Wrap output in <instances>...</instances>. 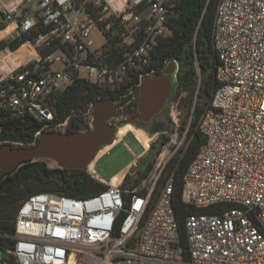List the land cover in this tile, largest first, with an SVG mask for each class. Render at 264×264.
Returning a JSON list of instances; mask_svg holds the SVG:
<instances>
[{"label":"built area","instance_id":"2783aa9c","mask_svg":"<svg viewBox=\"0 0 264 264\" xmlns=\"http://www.w3.org/2000/svg\"><path fill=\"white\" fill-rule=\"evenodd\" d=\"M178 8V0H0V46L21 42L34 54L15 64L20 48L0 50L5 120L38 124L34 139L48 129L65 133L69 118L59 122L56 103L76 80L119 102L134 99ZM212 39L218 88L197 122L204 144L183 176L182 199L216 210L188 217L187 247L172 207L174 173L156 194L192 139L181 91L171 100V129L149 137L147 152L167 140L140 183L135 163L110 181L91 164L85 172L104 190L36 193L21 203L15 233H0L13 241L16 264H264V0H218Z\"/></svg>","mask_w":264,"mask_h":264},{"label":"trees","instance_id":"16d2710c","mask_svg":"<svg viewBox=\"0 0 264 264\" xmlns=\"http://www.w3.org/2000/svg\"><path fill=\"white\" fill-rule=\"evenodd\" d=\"M178 14L171 23L172 36L162 42L153 54L151 68L148 73H162L168 63L176 62L179 65L177 80L174 84L173 95L170 101L178 98L180 92L186 93L181 99L182 107L186 115L183 125L193 114L192 126L189 137H192L189 148L183 158H175L165 170L158 186L156 194L164 187L167 180L173 174L175 179L174 192L172 194V207L178 221L180 237L183 247H187L185 231L186 220L190 215L212 213L216 209H199L186 204L182 199L183 176L190 164L196 158L201 146L204 144L203 136L196 130L197 122L209 103L216 89V70L219 64L213 45V23L218 5V0H178ZM21 42L10 44L3 43L0 50L9 47L16 51L21 47ZM137 99L139 91H136ZM101 100L115 99V96H106L95 86L84 80H76L56 103L59 122L69 118L66 134L86 132L83 113L91 103ZM130 97L121 100L127 102ZM129 118L137 116V102L127 108ZM6 115L0 110V119L6 121ZM138 125H146L138 122ZM126 127V126H125ZM172 127V126H171ZM170 127V128H171ZM164 123H159L151 133L133 132L140 142H147L153 133L162 131ZM56 132V130H47ZM35 130L20 134H11L0 137V142L11 141L12 147H29L37 145L39 139H34ZM166 136L154 143L142 163L138 165V177L135 184L140 183L152 170L155 159L166 142ZM4 144L1 145V147ZM0 147V148H1ZM148 148V146H147ZM47 160H27L20 162L13 170L1 174L0 169V233L12 235L15 233V219L21 203L32 194L57 193L75 198H84L94 195L105 189L103 184L96 182L89 174L82 170H51ZM231 206H226L229 208ZM13 248V241L9 238H0L2 259L7 264H15L7 258V253Z\"/></svg>","mask_w":264,"mask_h":264},{"label":"water","instance_id":"95a60500","mask_svg":"<svg viewBox=\"0 0 264 264\" xmlns=\"http://www.w3.org/2000/svg\"><path fill=\"white\" fill-rule=\"evenodd\" d=\"M177 69V63L170 62L162 73L150 74L144 78L139 89L137 116L125 124H133L136 121L148 124L162 113L173 95ZM117 102L115 99L95 102L92 129L88 132H42L37 145L21 148L3 145L0 148L1 174L10 172L20 162L38 159L54 161L67 170H87L102 148L112 146L118 138L119 131L108 124L110 120L122 116L116 108ZM30 123V120L16 121L10 123L3 132L6 130L16 134L18 128H25ZM35 130L38 131L39 127H35ZM2 255L0 249V264H3Z\"/></svg>","mask_w":264,"mask_h":264},{"label":"rangeland","instance_id":"374dc122","mask_svg":"<svg viewBox=\"0 0 264 264\" xmlns=\"http://www.w3.org/2000/svg\"><path fill=\"white\" fill-rule=\"evenodd\" d=\"M1 22V17H0ZM186 95H184L182 98H184ZM139 97L137 99V95L135 94L134 99H129L125 103L117 102L116 108L118 110H124V118L121 117L117 121H113L114 123L118 124L119 122H122L121 128L119 131L121 132L120 136L116 139V141L123 136L119 142L114 144L108 151L104 153L105 150H107L109 147L102 148L100 154L95 159L93 169L95 173L104 181H110L112 178H115L120 174L123 170L129 169L131 165L134 163L138 166L141 165L142 159L147 154V146L149 143V140L147 142H144L143 145L141 142H139V139L136 137V135L133 134V132H139V133H151V130L155 128L159 123H164V128L162 131L167 132L169 131L172 126L171 119L169 117L170 110L172 107V102L169 100L166 104L164 110L161 114H159L157 117H155L149 124L147 125H138V124H130L125 122H129L130 118L127 115V108L129 105L138 103ZM180 109L182 112V121L186 115V111L184 112V108L182 107V104H180ZM90 107L83 113V120H84V126L86 132L90 131L92 129V120H93V114L90 115L89 113ZM128 120H126V119ZM130 124V125H129ZM127 125V126H126ZM126 126V127H125ZM119 127V124H118ZM65 127L60 130L64 133ZM58 131V130H56ZM115 141V142H116ZM103 153V154H102ZM129 153V154H128ZM163 189V188H162ZM161 189V190H162ZM7 258L11 259L15 262V259L12 255H9L7 253Z\"/></svg>","mask_w":264,"mask_h":264},{"label":"flooded vegetation","instance_id":"af4514ba","mask_svg":"<svg viewBox=\"0 0 264 264\" xmlns=\"http://www.w3.org/2000/svg\"><path fill=\"white\" fill-rule=\"evenodd\" d=\"M118 109V108H117ZM120 112H121V114H122V116L121 117H123L124 118V115H123V113H124V110H120ZM135 118V117H134ZM134 118H130V121L131 120H133ZM120 119V118H119ZM119 119H112V120H110L109 122H108V124L109 125H111L114 129H116L117 131H119L121 128H123V127H121V126H124V125H122V122H119L118 124H119V127H118V124H116V123H114L113 121H117V120H119ZM126 119V118H125ZM126 120H128V119H126ZM138 122L136 121V122H134L133 124H137ZM10 124V122H7V121H2L1 119H0V134L3 132V130L8 126ZM149 124V123H148ZM147 125V124H146ZM127 126V125H126ZM35 127H39V125L38 124H36V123H34V122H32V123H30L29 125H27L25 128H18L17 130H18V132L16 133V134H20V133H23V132H29V131H31V130H35ZM35 132H36V130H35ZM43 132H47V130H45V131H43ZM11 134H14V133H12V132H8V131H4L3 132V134L0 136V137H2V136H6V135H11ZM11 141H9L7 144L9 145V143H10ZM5 145V144H4ZM47 161H49V162H52L51 160H47ZM3 264H7L4 260H3Z\"/></svg>","mask_w":264,"mask_h":264},{"label":"bare ground","instance_id":"6f19581e","mask_svg":"<svg viewBox=\"0 0 264 264\" xmlns=\"http://www.w3.org/2000/svg\"><path fill=\"white\" fill-rule=\"evenodd\" d=\"M33 52L31 49L27 48V47H22L20 48L16 54L14 55V61H15V64H18L19 62H23L25 61L27 58H29L30 56H33ZM130 125V124H129ZM121 132L119 131V135L118 137L120 136ZM140 142V141H139ZM115 143V142H114ZM144 142H141V144L143 145ZM129 154V153H128ZM132 167H129L128 170H131Z\"/></svg>","mask_w":264,"mask_h":264},{"label":"crops","instance_id":"0c3cea01","mask_svg":"<svg viewBox=\"0 0 264 264\" xmlns=\"http://www.w3.org/2000/svg\"><path fill=\"white\" fill-rule=\"evenodd\" d=\"M123 136H124V135H123ZM123 136H121V137H120V138H119L114 144H116L117 142H119V140H121V139L123 138ZM114 144H113V145H114ZM113 145H112V146H113ZM112 146H110L107 150H105L104 153H105L106 151H108ZM99 154H100V153H99ZM99 154H98V155H99ZM102 154H103V153H102ZM94 162H95V161H94ZM94 162L92 163V165H94Z\"/></svg>","mask_w":264,"mask_h":264}]
</instances>
